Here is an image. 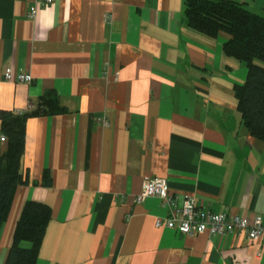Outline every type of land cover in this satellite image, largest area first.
I'll return each instance as SVG.
<instances>
[{"label":"crops","instance_id":"0c3cea01","mask_svg":"<svg viewBox=\"0 0 264 264\" xmlns=\"http://www.w3.org/2000/svg\"><path fill=\"white\" fill-rule=\"evenodd\" d=\"M36 1L0 0V111L34 110L48 90L65 111L25 121L28 182L0 226V264L27 200L51 210L34 264H264V240L181 234L156 224L158 197L136 200L159 177L213 212L264 216V141L238 109L247 68L227 35L187 27L183 0H53L29 16ZM236 1L264 14V0Z\"/></svg>","mask_w":264,"mask_h":264},{"label":"trees","instance_id":"16d2710c","mask_svg":"<svg viewBox=\"0 0 264 264\" xmlns=\"http://www.w3.org/2000/svg\"><path fill=\"white\" fill-rule=\"evenodd\" d=\"M183 3V22L187 27L208 36L227 35L223 51L245 63L246 78L235 89L237 106L249 133L264 141V14L253 12L236 0H183ZM64 111L51 90L42 95L39 107L34 110L0 111V133L6 138L5 150L0 151V226L9 213L17 186L28 182L21 170L27 117L38 112ZM50 182L45 171L42 183ZM50 216L47 204L35 200L24 203L5 264L35 263Z\"/></svg>","mask_w":264,"mask_h":264},{"label":"built area","instance_id":"2783aa9c","mask_svg":"<svg viewBox=\"0 0 264 264\" xmlns=\"http://www.w3.org/2000/svg\"><path fill=\"white\" fill-rule=\"evenodd\" d=\"M53 0H37L29 8V16H34L39 7L46 6ZM6 80L30 83L32 75L25 71H16L14 74L9 70L3 72ZM0 140H5L3 135ZM147 196H156L161 204L166 207L167 215L157 218L156 224L163 221L167 228L174 229L181 234L193 235L207 231L211 235H225L227 233H244L249 239L264 240V216L256 214L253 219L245 215L227 214L224 211L213 212L199 206L194 198L169 194L166 179L148 177L143 179L142 189L136 196L140 201Z\"/></svg>","mask_w":264,"mask_h":264}]
</instances>
